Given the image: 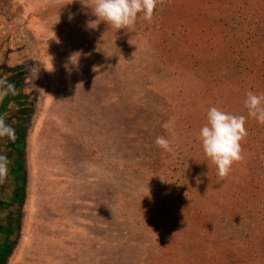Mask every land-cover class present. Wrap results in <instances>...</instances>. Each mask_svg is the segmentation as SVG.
<instances>
[{"label":"rangeland","instance_id":"rangeland-1","mask_svg":"<svg viewBox=\"0 0 264 264\" xmlns=\"http://www.w3.org/2000/svg\"><path fill=\"white\" fill-rule=\"evenodd\" d=\"M91 9L0 0V156L22 169L0 200L24 189L0 264H264V125L223 179L199 139L210 107L264 93V0H160L118 31Z\"/></svg>","mask_w":264,"mask_h":264},{"label":"clouds","instance_id":"clouds-1","mask_svg":"<svg viewBox=\"0 0 264 264\" xmlns=\"http://www.w3.org/2000/svg\"><path fill=\"white\" fill-rule=\"evenodd\" d=\"M91 3V12L97 20L118 31L132 29L139 14H142L144 20L151 22L160 0H91ZM79 55L73 54L70 57L71 61L76 63ZM7 88L14 91L12 84H8ZM244 107L247 109V117L232 114L215 106L210 107L207 111V123L199 131L203 152L216 165L217 175L221 179L231 173L234 164L244 159L241 142L248 135L245 126L247 118H254L260 125H264V93L248 91ZM163 127L171 131L174 128V121L169 120ZM3 136L14 139L15 130L0 118V137ZM155 143L165 152L173 151L172 142L164 136H158ZM8 164L7 157L0 156V182L7 177Z\"/></svg>","mask_w":264,"mask_h":264},{"label":"trees","instance_id":"trees-1","mask_svg":"<svg viewBox=\"0 0 264 264\" xmlns=\"http://www.w3.org/2000/svg\"><path fill=\"white\" fill-rule=\"evenodd\" d=\"M17 153H18V151H17ZM14 160H15L14 161L15 163H10V165H9L10 166V173L12 175H15V176L20 177L21 172H22L21 171L22 169H20L21 167L19 165V158L15 157ZM17 182H20V178L17 180ZM20 185L21 184H17L16 189L13 190V193L15 194V196L13 197V198H15L13 200L14 201V203H13L14 205H17L18 202L22 199V196L24 195V189H22V187ZM9 203H10V206H13V204H11V202H9ZM9 203H7V201L5 202V201L0 200V205L3 206L4 208L10 207L9 206ZM7 228L10 229V230L12 229L10 227H7ZM5 229H6V227L3 228L1 226L0 227V232L5 233L7 235V239H8V236L10 234V231L7 232ZM2 245L7 246V243H3ZM7 247L9 248V245Z\"/></svg>","mask_w":264,"mask_h":264}]
</instances>
